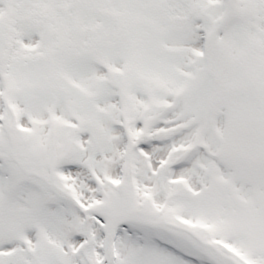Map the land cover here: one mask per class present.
Masks as SVG:
<instances>
[{"label":"snow or ice","instance_id":"snow-or-ice-1","mask_svg":"<svg viewBox=\"0 0 264 264\" xmlns=\"http://www.w3.org/2000/svg\"><path fill=\"white\" fill-rule=\"evenodd\" d=\"M0 264H264V0H0Z\"/></svg>","mask_w":264,"mask_h":264}]
</instances>
